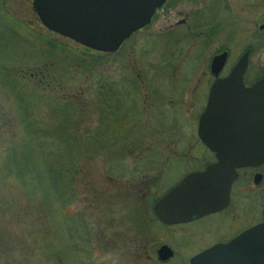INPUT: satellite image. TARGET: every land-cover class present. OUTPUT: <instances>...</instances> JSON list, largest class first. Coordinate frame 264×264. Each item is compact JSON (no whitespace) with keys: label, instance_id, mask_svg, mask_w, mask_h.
<instances>
[{"label":"rangeland","instance_id":"obj_1","mask_svg":"<svg viewBox=\"0 0 264 264\" xmlns=\"http://www.w3.org/2000/svg\"><path fill=\"white\" fill-rule=\"evenodd\" d=\"M202 1L166 0L149 25L118 51L106 54L46 30L31 0H0V12L15 28L3 36L0 32V39H6L0 41V162L8 148L20 147L25 135L24 120L5 93L4 81L22 94L25 110L36 125L54 123L67 112L61 101H73L80 114L74 127L81 133L97 122L96 89L102 82L131 83L137 98L135 113L123 127L124 139L118 141L119 151L110 147L81 160L78 199L63 209L67 216L81 213L85 217L91 232L86 254L74 258L56 238L54 199L42 200L25 192L14 178L0 179V264H186L201 243L214 239L213 233L208 239L192 238L189 225L163 226L147 208L148 200L156 201L172 181L199 164L195 157L203 146L196 135L197 119L205 108L211 55L226 44L231 60L236 59L254 36L248 72L260 74L264 68V27L260 28L264 0H220L210 24L193 27V11H211L209 0ZM184 15H188L186 22L169 33V27ZM44 34L69 46L65 53L56 52L50 78L33 74L52 60L47 54L51 46L41 37ZM117 153L125 154L118 159L125 163L127 174L111 178L106 155ZM171 159L182 160V165L168 164ZM140 160L152 165L131 179V170ZM235 189L232 204L220 218L232 221L235 216L238 223L232 222L238 225L249 220L250 197L259 191L244 179L237 181ZM210 217L198 223L199 233L214 228L216 219ZM163 243L176 251L166 263L158 262L155 253Z\"/></svg>","mask_w":264,"mask_h":264},{"label":"water","instance_id":"obj_2","mask_svg":"<svg viewBox=\"0 0 264 264\" xmlns=\"http://www.w3.org/2000/svg\"><path fill=\"white\" fill-rule=\"evenodd\" d=\"M166 0H32L41 23L50 31L98 51L113 52L133 32L149 24ZM226 52L215 55L211 72L217 76ZM248 53L229 74L212 83L205 108L197 121V136L215 155V161L184 175L154 203L163 224L186 223L225 208L237 169L264 161V71L251 86L243 77ZM173 248L163 243L158 258L169 259ZM243 260L238 263L236 261ZM264 264L262 222L226 243L192 256L188 264Z\"/></svg>","mask_w":264,"mask_h":264},{"label":"trees","instance_id":"obj_3","mask_svg":"<svg viewBox=\"0 0 264 264\" xmlns=\"http://www.w3.org/2000/svg\"><path fill=\"white\" fill-rule=\"evenodd\" d=\"M209 2L210 13L207 10L205 11L204 8L195 13L198 21L211 22L209 18L213 16V10L219 8L220 0H209ZM208 14L210 15L208 16ZM18 23L21 22L18 21ZM0 27L3 29L0 31L1 36L7 34L6 30L11 31L12 29L14 33V26L7 23L1 12ZM35 37L36 39H41L38 35H35ZM41 37L45 38L46 35L44 34ZM1 40L4 42L6 39ZM44 40L51 46L52 51L47 54L52 60L48 64L44 63L42 66L37 67L33 74L49 77L51 69L56 68V52L65 53L69 46L64 42H56L53 39L45 38ZM82 55H86V53ZM93 56L91 55L90 57ZM5 74H3L4 78L7 79L9 76ZM4 84L7 85L5 93L13 98L20 116L24 120L25 135L20 147L17 149L14 147L8 148L5 152L2 162H0V179L5 181L9 178H14L20 183L21 189L25 192L36 195L42 200L54 199L58 206L53 213L54 217H52V220H55L58 225L56 238L62 242L67 252L74 258L78 257V254L85 255L90 245L91 237L90 228L86 223L85 217L81 213L67 216L63 209L78 199L79 192L76 188V179L78 174H80L79 164L81 160L99 155V151H104L110 147L119 151L117 148L119 146L118 141L124 139L125 136L123 127L132 119L135 113L137 104L135 86L131 83L126 85L115 84L113 81L102 82L98 85L96 89L99 110L97 122L92 128L86 129L81 133L76 131L74 127L76 126L74 121L77 117L79 118L80 114L78 113L77 105L70 99L61 101L67 108V112L63 117L57 116L55 122L48 126L36 125V122L26 112L22 94L19 93L15 85L5 81ZM123 147L120 146V148ZM121 156H125V154H118L117 156H114V154L106 155L108 157L106 163L107 173L111 178H122L127 174L125 163L118 159ZM182 156L185 157L184 155ZM155 157L151 158L152 164L155 163ZM173 162L182 165V160L179 159H171V162L168 161L167 163L173 164ZM111 164L117 165V167L112 169ZM152 164L146 163V161L135 164L131 170V179L140 177ZM184 174L185 172H183ZM177 181H172L171 185L159 196ZM154 202H149L148 200L147 208L151 210L154 218L158 220L154 212Z\"/></svg>","mask_w":264,"mask_h":264},{"label":"flooded vegetation","instance_id":"obj_4","mask_svg":"<svg viewBox=\"0 0 264 264\" xmlns=\"http://www.w3.org/2000/svg\"><path fill=\"white\" fill-rule=\"evenodd\" d=\"M196 12H197V10L195 12L193 11V27L210 24V21L209 22H207V21L204 22V20H202V21L199 20L198 21L197 18H196V15H195ZM209 15L210 14H208V16ZM187 18H188V15L187 16L184 15V17H182L179 20L175 21V24H173V26L169 27L170 29H168L169 33H170V30H173L174 28H176V30L178 28H180V27H178V25H183L186 22ZM144 27H146V26H144ZM263 27H264V24L260 28H263ZM143 28H141L140 30H142ZM140 30H137L136 32H134L127 40L131 39ZM249 38L250 39L248 41V44H244V47H242L243 48L242 49V53L239 56H237L236 59L234 58L233 60H231V58H230V54H231L230 47H229V45H226V44L224 45V47L220 51H218V52H216V53L211 55L210 62H209V65H208L209 74H210L211 79L208 80L207 91H206V95H205V98H204L203 108H204V106L206 104V100H207V97H208V92H209V89H210L212 83L218 77L227 76L229 74L230 70L235 65V63L238 61V59L243 54L248 53V65H247V68H246V71H245V74H244V77H243L244 85L245 86H251L254 82H256L258 79H260L263 76L264 68H262V70L260 71V74L258 73V74H255V75H250V73L248 72L249 56L251 54L252 46H254V41H255V39H254L255 37L254 36H251ZM195 39H197V38L195 37ZM127 40H125L124 43ZM222 52H226L225 63L223 65V67L221 68V70L219 71L218 75L215 76L211 72V62H212V59H213V57L215 55H218V54H220ZM202 111H203V109H202ZM197 121H198V119H197ZM200 144L203 146V149L201 151L202 153L200 154V156H196L195 157V159L197 161H199V164L198 165L197 164L196 165L192 164V167L193 166H195V167H193L192 170H190L188 172H191V171H194V170H201V169L205 168L209 163H212V162L215 161L214 153L210 149H208L201 141H200ZM182 155L187 156L186 154H182ZM188 172H186L185 174H187ZM243 179L246 180V181H251L252 186L257 188L259 193L256 196L253 195V196L250 197V198H252V202L253 203L251 204L252 205V208H250L251 211H248L249 220L246 221V223L243 222L241 224L236 225V224L233 223L235 220L238 223V219L235 216L232 217V219H233L232 221L233 222L232 221H228L229 219H227V220L224 219V218L221 219L220 217L225 212V209H227L233 202V196H234V193L236 192L235 184L237 183V181H240V180H243ZM263 184H264V161L259 163L258 165H255V166L248 165V166L240 167V168L237 169V176H236L235 180L233 181L231 192H230V200H229L228 205L225 208H223V209H221L219 211H216V212H212V213L200 216V217H193L192 220H190L189 222H186V223H178V224L171 225V226H186V225L188 226L189 225L190 226V230H191V234L190 235L194 239H197L199 237H201L200 239H208L207 237H210L212 235V233H213L214 239L217 238L216 240L212 239V240H210L208 242L201 243L198 246V248L193 251V254L190 255V257L188 258L186 264L189 263V259L192 256L197 255L198 253L204 251L205 249L211 248L212 246H214L217 243H226V242L230 241L231 239H233L234 237H236L237 235H239L240 233H242L243 231H245L246 229H248V228H250V227H252V226H254V225H256V224H258L260 222H262L263 214H264V186H263ZM210 216L214 217L216 219V221L214 222L215 223L214 228H212V229H203L199 233V230H197L198 223L200 221H202L203 219H205L207 217H210ZM225 224H227L226 227H225ZM234 225H236V226H234ZM166 226H168V225H166ZM157 249L158 248H156V251H155L156 259L160 263H166V262L170 261L176 254L175 249H173L174 250V254H173V256L171 258L166 259V260H161V259L158 258ZM242 261L243 260H239V261H236V262L240 263ZM233 264H235V263H233Z\"/></svg>","mask_w":264,"mask_h":264}]
</instances>
